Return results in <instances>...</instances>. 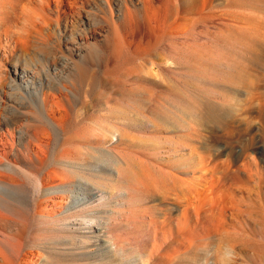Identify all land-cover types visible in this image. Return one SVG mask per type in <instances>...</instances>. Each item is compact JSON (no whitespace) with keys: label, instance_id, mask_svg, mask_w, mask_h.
Wrapping results in <instances>:
<instances>
[{"label":"bare ground","instance_id":"1","mask_svg":"<svg viewBox=\"0 0 264 264\" xmlns=\"http://www.w3.org/2000/svg\"><path fill=\"white\" fill-rule=\"evenodd\" d=\"M226 238L262 264L264 0H0V264H218Z\"/></svg>","mask_w":264,"mask_h":264},{"label":"rangeland","instance_id":"2","mask_svg":"<svg viewBox=\"0 0 264 264\" xmlns=\"http://www.w3.org/2000/svg\"><path fill=\"white\" fill-rule=\"evenodd\" d=\"M107 93H109L108 90H107ZM99 96L104 100L105 99L104 96H106V95L100 94ZM210 97H211V95H210ZM201 98L202 99H200V101H201V103L203 102L202 103L203 109H202V113H201V117L200 118H201V121H202L203 125L204 126L206 125L205 127L208 130H214V129L220 127V126H223L226 123V121H227L228 114L221 107H218L216 104L212 103L211 99H207V97H201ZM204 99H206V100H204ZM245 204L249 205L248 207H250V210H248L249 209L248 207H245V208H247L245 210L247 212L252 213V217H253L252 222H254V220H255V222L258 221V220H256V219H258V217L254 216V214H256V211H258V208L255 209L254 207L251 206L250 202H247V201L245 202ZM231 243L234 244V245H237L239 247L241 245V243H239L238 241L237 242L236 241H231L228 238L224 239L220 243H217L218 250L220 248V252H219V255H218L219 257L217 258L218 264H241V263L243 264L242 260L244 258L241 255L240 256L242 257V259H240L241 257L239 256L240 258L237 257L238 259L236 258L234 260H227L223 256V253H222L224 251L223 247H227ZM262 244L264 245L263 241H262ZM261 255H262V257H261L262 260L260 262H262V264H264V251H263V253ZM203 256H204V254L203 255L201 254L199 256V258L200 257L202 258ZM205 259L207 261V258H205ZM246 262H249V260H246ZM244 264H248V263L244 262Z\"/></svg>","mask_w":264,"mask_h":264}]
</instances>
